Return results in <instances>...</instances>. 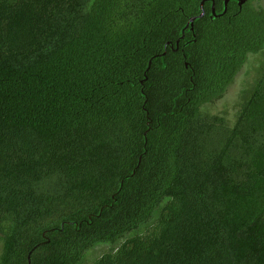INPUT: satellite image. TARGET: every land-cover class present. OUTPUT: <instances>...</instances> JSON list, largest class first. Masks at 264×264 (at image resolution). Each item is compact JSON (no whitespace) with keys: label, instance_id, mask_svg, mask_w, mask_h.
<instances>
[{"label":"trees","instance_id":"16d2710c","mask_svg":"<svg viewBox=\"0 0 264 264\" xmlns=\"http://www.w3.org/2000/svg\"><path fill=\"white\" fill-rule=\"evenodd\" d=\"M202 1L0 0V264H264V8Z\"/></svg>","mask_w":264,"mask_h":264},{"label":"rangeland","instance_id":"374dc122","mask_svg":"<svg viewBox=\"0 0 264 264\" xmlns=\"http://www.w3.org/2000/svg\"><path fill=\"white\" fill-rule=\"evenodd\" d=\"M257 6H262L264 8V0H251ZM263 58L261 56H255L250 58V61L244 69L242 73L239 74L235 84L230 88L225 97L219 102L209 105L207 110L211 114L222 115L226 118V120L233 124L235 120V115L239 106V102L241 101V90L244 88H250L255 84L256 79L259 77L261 73L262 65L264 64ZM260 72V73H259ZM118 244H110V243H101L95 245L91 249H89L81 261L80 264H89L96 258L102 256L103 254L112 251L116 248ZM2 251V242L0 241V254Z\"/></svg>","mask_w":264,"mask_h":264},{"label":"water","instance_id":"95a60500","mask_svg":"<svg viewBox=\"0 0 264 264\" xmlns=\"http://www.w3.org/2000/svg\"><path fill=\"white\" fill-rule=\"evenodd\" d=\"M207 1H212V18L213 17H216L218 15H223L227 12L228 10V4L231 0H225L224 1V11L221 13V14H217V11H216V3H215V0H203L200 4V8H201V14H199L198 16H193L189 19V22L187 23L186 27H185V30L190 28L191 31H194L195 29V21L198 19V18H203L205 15H206V11H205V4ZM239 4V7L242 8L243 5L248 1V0H236ZM185 30L183 31V33L185 32ZM184 37V34L183 36ZM179 43H180V40L177 41V46L179 47ZM152 64V61H150L149 63V68L150 69V66ZM186 66H188V63H186ZM31 254L32 252L29 254V264L31 263Z\"/></svg>","mask_w":264,"mask_h":264},{"label":"flooded vegetation","instance_id":"af4514ba","mask_svg":"<svg viewBox=\"0 0 264 264\" xmlns=\"http://www.w3.org/2000/svg\"><path fill=\"white\" fill-rule=\"evenodd\" d=\"M248 1H249V0H248ZM248 1H247V2H248ZM247 2H246V3H247ZM246 3H245V4H246ZM238 5H239V4H238ZM243 6H244V5H243ZM240 9H242V8H240ZM259 73H260V72H259ZM260 74H261V73H260Z\"/></svg>","mask_w":264,"mask_h":264}]
</instances>
